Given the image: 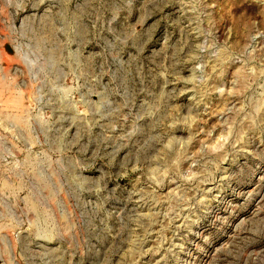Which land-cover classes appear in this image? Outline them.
Returning a JSON list of instances; mask_svg holds the SVG:
<instances>
[{
    "label": "rangeland",
    "instance_id": "rangeland-1",
    "mask_svg": "<svg viewBox=\"0 0 264 264\" xmlns=\"http://www.w3.org/2000/svg\"><path fill=\"white\" fill-rule=\"evenodd\" d=\"M0 264H264V0H0Z\"/></svg>",
    "mask_w": 264,
    "mask_h": 264
}]
</instances>
